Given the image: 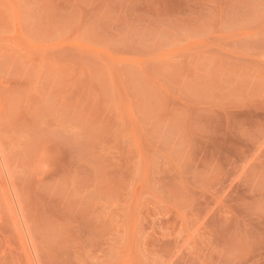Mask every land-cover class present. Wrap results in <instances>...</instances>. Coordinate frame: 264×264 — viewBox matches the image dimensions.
<instances>
[{"label": "rangeland", "instance_id": "rangeland-1", "mask_svg": "<svg viewBox=\"0 0 264 264\" xmlns=\"http://www.w3.org/2000/svg\"><path fill=\"white\" fill-rule=\"evenodd\" d=\"M0 264H264V0H0Z\"/></svg>", "mask_w": 264, "mask_h": 264}]
</instances>
